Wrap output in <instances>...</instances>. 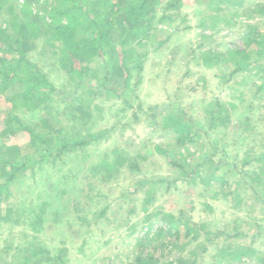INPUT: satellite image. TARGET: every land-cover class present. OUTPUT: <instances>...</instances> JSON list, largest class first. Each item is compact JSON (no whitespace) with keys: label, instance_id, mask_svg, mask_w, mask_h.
I'll return each mask as SVG.
<instances>
[{"label":"rangeland","instance_id":"374dc122","mask_svg":"<svg viewBox=\"0 0 264 264\" xmlns=\"http://www.w3.org/2000/svg\"><path fill=\"white\" fill-rule=\"evenodd\" d=\"M2 1L21 32L7 7L0 25L52 86L28 89L1 34L20 76L0 91V264H264V60L253 44L237 71L242 54L229 53L264 33V0H149L154 27L136 32L128 74L114 53H53L65 50L43 23L56 0ZM122 10L117 45L133 24ZM208 109L223 111L216 129ZM171 116L193 117V140H179Z\"/></svg>","mask_w":264,"mask_h":264},{"label":"trees","instance_id":"16d2710c","mask_svg":"<svg viewBox=\"0 0 264 264\" xmlns=\"http://www.w3.org/2000/svg\"><path fill=\"white\" fill-rule=\"evenodd\" d=\"M57 2L54 3L52 7H50L46 14L48 15L47 18L50 20L47 23H45V26L47 25L50 31L52 32L53 38L56 41L62 42L64 44L65 50L61 48H57L58 51H53L54 54H72L73 58L75 60H81L82 56L84 55H90L92 53V56L90 58H93L94 56H98L102 59H106V56L110 53H114V57H118L119 63L118 66L120 68H124L125 72L131 73L130 67L126 64V56L129 54L130 51L133 52L134 47V41H135V34L137 31H146V29H151L154 27L153 23L154 21L152 18L154 17L152 12L154 9L147 7V2L149 0H143L142 3L138 1V4L132 3L131 5H128L122 10L126 16H130V20L133 23L130 30H128L123 38L120 39V44L113 43V34L115 31V28H117V24L120 18V14H118L117 11V4L110 3L108 8L106 9L104 2L106 0H98L95 2L86 0V7L82 6L81 0H56ZM224 3H241L239 0H222ZM2 0H0V15L4 12L3 8L7 7V12L11 15L10 17V23L12 24L13 28L18 31L17 33L21 32V25L19 22L18 14L14 10L13 7L9 10L8 6L2 5ZM223 3V4H224ZM178 4L177 2L169 3L168 8H171L173 5ZM32 5V3L26 4ZM221 7V4H215V9L219 10ZM116 8V10H115ZM9 10V11H8ZM29 10V9H28ZM27 10V11H28ZM104 10V11H102ZM156 17V16H155ZM169 14L167 12H164L163 14L159 15L158 18H155L157 20V23H166L168 20ZM145 24V25H143ZM41 28V26L39 25ZM157 27V25H156ZM200 28L206 29L207 23L205 21H202L199 24ZM86 31L89 33V36H86L83 40H75V34L78 30ZM257 28L254 27L249 31L247 36L245 37V48H237L233 49L230 48L229 53L232 51H236L235 54H242V57L239 59H236V70H246L247 69V58L246 51L249 47H251L253 44H257V56L258 54H261L262 57L258 59L264 60V33L262 31H255ZM32 30V28L30 29ZM32 32V31H31ZM125 30H123L124 34ZM5 34L6 40L4 41L6 44H8L7 48H5V52L12 53L15 52V55L13 56L12 60L17 54H19V61L24 63L26 66L28 72V78L26 79L28 82V89L31 90L32 88L36 90L40 89H46L49 86H52L49 81L46 78V75L43 73V71L39 68H37V65L30 62V60L25 56L24 53H22L21 46L14 45L9 38L11 35L7 32L6 29L3 28L2 25H0V35ZM40 35H33L32 37H39ZM149 35L144 36L148 37ZM204 39L211 38L212 35H207L203 33ZM137 44L140 45V41H137ZM111 47L109 51H106V47ZM128 46V47H127ZM121 53H120V51ZM109 53V54H107ZM234 53V52H232ZM6 54H2L0 52V91H4L6 89V86L8 83H12L15 78L17 79L20 74L16 72L15 68L11 66L10 59L6 58ZM111 55V54H110ZM140 56L143 57L144 53H140ZM219 54H216L215 57L219 58ZM237 56V55H236ZM204 58L206 60H211V50L208 53H205ZM218 60V59H216ZM264 66V65H263ZM27 75V74H26ZM25 75V76H26ZM43 83V84H41ZM35 92V91H32ZM223 111H211L207 110L206 114L209 116L208 125L211 129H216L219 124L218 121L222 119V117L219 115ZM182 117L175 118L174 116L170 117L169 125H172L176 130L172 131L178 134L179 140L186 142L188 140H193V138L190 137V131L192 129L191 125L193 124V117L188 116V120L185 123L182 124L181 122ZM185 134V135H183ZM95 137V136H94ZM89 142L86 140H83L80 142L81 145L88 144ZM67 145V144H65ZM64 145V146H65ZM158 149L164 153H167L168 150L164 147L157 146ZM252 160H245L244 164L251 162ZM13 170V174L18 170L17 168L11 169ZM12 177V176H11ZM2 186H0L1 188ZM1 191V190H0ZM127 195V194H123ZM129 196V195H128ZM150 196H148V201L150 200ZM110 207V203L104 206L100 212L99 215L103 216L106 215V212L108 208ZM39 216V215H38ZM80 219L84 223H89L88 219L85 218V216H80ZM132 227V226H131ZM190 229V228H189ZM190 232V230H188ZM43 249H38L34 252V255H37V253H40ZM56 260L61 259L60 253H58L55 256ZM142 260H140L141 262ZM144 264V263H142Z\"/></svg>","mask_w":264,"mask_h":264},{"label":"crops","instance_id":"0c3cea01","mask_svg":"<svg viewBox=\"0 0 264 264\" xmlns=\"http://www.w3.org/2000/svg\"><path fill=\"white\" fill-rule=\"evenodd\" d=\"M42 254H43V250H42Z\"/></svg>","mask_w":264,"mask_h":264}]
</instances>
